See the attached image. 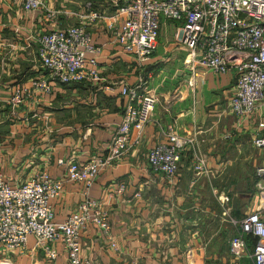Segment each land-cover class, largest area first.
Masks as SVG:
<instances>
[{
  "label": "crops",
  "instance_id": "obj_1",
  "mask_svg": "<svg viewBox=\"0 0 264 264\" xmlns=\"http://www.w3.org/2000/svg\"><path fill=\"white\" fill-rule=\"evenodd\" d=\"M44 3L47 10L58 11L54 21L46 17V9L31 13L22 9L19 0H0V172L4 179L20 183L42 170L61 178L65 168L56 164L58 158L83 163L103 155L126 104L118 85L105 86L119 80L134 85L141 77L139 92L155 95L157 103L140 143L105 167L90 190V196L100 200L109 215L116 249L98 227L88 225L80 235L81 256L95 264H253V238L246 239L245 249L237 256L228 246L237 233L228 218L238 219L249 211L241 209L248 192L231 191L230 184L226 188L221 183L235 147L232 140L249 134L242 130L231 135L228 101L233 75L210 73L189 62L175 43L176 23L164 20L150 61L136 69L112 41V28L121 19L116 8L97 0ZM91 12L101 13L100 18L86 22L92 42L101 48V82L53 84L50 93L29 98L17 116L11 115L7 105L10 88L17 83L29 86L45 73L34 37L76 24L75 13ZM14 27L19 31L13 32ZM168 128L179 136L192 137L194 149L207 154L206 174L198 177L189 171L186 163L192 150L188 148L172 178L150 169L147 152L152 145L165 143ZM120 183L125 190L116 194ZM81 199L80 184L66 182L60 196L50 200L54 219L63 220ZM234 203L241 208L236 211ZM204 226L213 228L206 233L201 230ZM55 248L58 255L49 260L35 245V238L28 236L23 252L9 253L0 246V264H68L61 245Z\"/></svg>",
  "mask_w": 264,
  "mask_h": 264
},
{
  "label": "built area",
  "instance_id": "obj_2",
  "mask_svg": "<svg viewBox=\"0 0 264 264\" xmlns=\"http://www.w3.org/2000/svg\"><path fill=\"white\" fill-rule=\"evenodd\" d=\"M19 1L27 12L46 9L44 0ZM97 1L118 10L121 19L112 28V41L131 58L136 69L141 70L155 52L161 21L176 23L174 40L186 52L189 62L214 74L233 75L228 101L233 118L231 135L246 131L254 148H264V0ZM46 11V17L54 21L58 11ZM75 14L79 19L76 24L52 28L34 37L37 57L45 73L31 80L29 86L17 83L10 88L7 105L11 115L17 116L18 108L29 98L50 93L53 84L101 82L98 65L101 48L92 42L86 28V22L100 18L101 13ZM18 31V27L13 28V32ZM142 82L140 77L134 85L119 80L105 86L111 89L118 85L126 104L103 155L83 163L58 158L56 164L65 168L61 178L42 170L23 182L11 184L0 172L2 249L9 253L23 252L28 236H33L35 245L42 248L49 260L57 257L58 243L68 264H95L81 256L80 235L88 225L98 227L108 244L116 249L109 215L100 200L90 196V190L105 167L140 143L143 127L157 103L155 95L139 92ZM185 148L192 150L190 167L194 176L206 174V159L194 149L192 137L179 136L172 128L167 129L165 143L149 148L147 163L154 172L171 178ZM257 174L262 179L256 184L255 205L240 218L228 219L237 230L228 246L237 256L245 249L246 239L253 238L252 263L264 264V165L257 168ZM66 182L80 184L82 199L73 212L56 221L50 200L60 196ZM124 190V184L120 183L115 193L122 194Z\"/></svg>",
  "mask_w": 264,
  "mask_h": 264
},
{
  "label": "rangeland",
  "instance_id": "obj_3",
  "mask_svg": "<svg viewBox=\"0 0 264 264\" xmlns=\"http://www.w3.org/2000/svg\"><path fill=\"white\" fill-rule=\"evenodd\" d=\"M233 81H234V78H233ZM232 141L235 144V147H233V149L231 150V154L229 157L230 161L227 163L226 173L223 175L221 183H224V186L226 188L229 187V184H230L231 185L230 187H232L231 191H239V190L243 191L244 190L248 192L247 196H249V199L246 202L245 206L241 208V205L237 206L235 203L233 205V206L236 205L235 206L236 211L240 208L242 210L245 209L246 211L247 209L250 210L252 208L253 202L255 199L254 194L256 192V184L259 180L262 179V177L258 176L257 174V168L264 165V148H260V149L254 148L251 145L250 135L247 133L243 135H239L238 137L234 138ZM200 150H198V152L204 155L206 159V169L208 170L207 154L203 151L201 152ZM188 158L189 160H187L188 162L186 163V165L189 164L188 169L193 174L191 167H190L191 160H190V157ZM174 174L172 176H174ZM163 177L170 179L169 177H166L164 175ZM222 215L225 218L226 214L223 213ZM211 228L213 227L204 226L201 228V230L203 232L208 233V230ZM219 232L223 235L224 234L226 235V232H224L222 229H219Z\"/></svg>",
  "mask_w": 264,
  "mask_h": 264
},
{
  "label": "trees",
  "instance_id": "obj_4",
  "mask_svg": "<svg viewBox=\"0 0 264 264\" xmlns=\"http://www.w3.org/2000/svg\"><path fill=\"white\" fill-rule=\"evenodd\" d=\"M253 242L252 243H254V239H251Z\"/></svg>",
  "mask_w": 264,
  "mask_h": 264
}]
</instances>
